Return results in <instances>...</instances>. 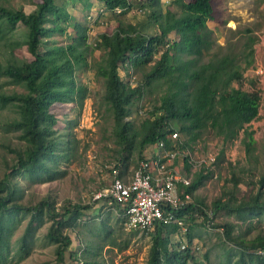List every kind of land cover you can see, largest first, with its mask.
Masks as SVG:
<instances>
[{"label":"trees","instance_id":"1","mask_svg":"<svg viewBox=\"0 0 264 264\" xmlns=\"http://www.w3.org/2000/svg\"><path fill=\"white\" fill-rule=\"evenodd\" d=\"M81 1L80 16L70 14L64 1L59 0H38L35 10L30 12L0 5V45L11 55L16 48L25 46L31 56L22 60L12 56L5 62L0 61V76L25 90L0 91V108L10 105L18 114L5 126L7 130L17 131L18 138L23 141L22 147L9 148L15 162L0 178V264L6 259L15 225L25 214L30 218L19 236L22 251H27L34 220L46 216L50 220L46 236L55 243L56 260L58 264H68L65 254H73L69 231L85 218L84 210L89 207L69 202L57 209L49 197L35 205L25 206L17 201L13 181L20 174L31 179L47 176L51 180L60 170V161L69 158L70 147H64L65 143L57 133L55 126L58 120L50 106L53 103H73L79 107L86 97V87L77 83L75 72L86 65L88 28L83 16L84 10L92 4L91 0ZM98 1L104 13L110 12L116 18L113 32L99 34L94 46L102 49L104 54L97 64L96 74L104 79V99L113 113V133L118 152L137 151L140 160L144 157L143 150L154 147L160 140L169 147L167 137L175 130H178L180 149H192L202 132L210 129L223 142L233 141L242 131V142L249 155L254 139L245 125L258 115L259 95L240 85L243 71L254 61L256 37L252 29L247 28V37L239 53L217 51L202 62V57L212 52V34L220 20L213 0H170L178 11L163 10L161 0ZM134 4L147 8L146 21L131 23L122 20ZM116 7L125 10L116 13ZM52 33L66 34L67 43H52L49 40ZM182 55H186L185 58ZM150 62L149 70L136 84L122 79L119 74L120 69L127 71L130 66L141 68ZM155 81H163L167 90L150 116L136 128L126 118L132 113L134 103ZM174 123L178 124V129ZM180 134L186 138L182 139ZM219 154L223 155V150ZM128 158V153H123L119 159L123 163ZM184 167L186 170L190 167L186 159ZM115 168L124 175L119 165ZM211 175L212 169H199L184 190L192 196ZM227 180L231 186L225 187L210 206L196 200L173 211L176 217L183 219L189 243L195 237L197 225L219 227L225 239L233 244L230 250L235 253L229 251L226 256L229 264H264V235L250 239L240 234L235 236L232 234L234 224L215 223L212 217L220 211L241 219L264 217V169L251 182L252 190L246 196L238 195L240 184L244 182L239 175L232 171ZM111 206L116 207L124 223L120 205L112 203ZM200 218L201 222H196ZM98 228V232L103 233L100 247L114 244L105 219L100 220ZM178 230L181 231L176 223H156L153 230L147 231L151 245L144 264H201L190 245L181 248L180 243H171L170 235ZM83 252L85 250L79 255L73 254L72 264H106L95 259L87 260ZM204 256L207 258V253Z\"/></svg>","mask_w":264,"mask_h":264},{"label":"rangeland","instance_id":"2","mask_svg":"<svg viewBox=\"0 0 264 264\" xmlns=\"http://www.w3.org/2000/svg\"><path fill=\"white\" fill-rule=\"evenodd\" d=\"M37 1L0 0V5L22 8L30 12L35 10ZM59 2L65 4L70 14L81 15V0H59ZM161 2L163 10L168 8L178 11L175 5L170 4V0H161ZM213 2L220 20L212 34L214 40L212 52L204 55L201 61H207L211 54L217 51L225 53L231 50L239 53L247 37V28L252 29V34L256 37L254 61L243 71L240 86L245 90L258 93L259 112L245 125L252 132L254 139L249 155L242 142L244 137L242 131L233 141L223 142L208 129L203 131L193 143L195 144L193 145L195 149L192 151L194 166H191V171L194 173L199 170L198 159L205 153L215 152L217 157L220 156L216 164L209 168L212 169V175L205 179L191 197V202L202 200L207 206H210L225 187L231 186V182L227 179L232 171L244 181L240 184L238 195L246 196L252 190L251 182L256 180L264 169V0H213ZM91 4L88 10H84L83 16L88 28L89 50L85 55L86 65L80 66L75 72L77 83L86 87V97L79 107L74 106L73 103H53L50 106V111L56 113L58 120L55 126L57 133L64 141V147H70L69 158L60 161V170L51 180L47 179V176L31 179L20 174L14 177L17 201L25 206H32L49 197L57 209L66 206L69 202L88 205L89 207L84 210L85 218H82L78 225L69 231L72 238L71 252L79 255L85 250L82 254L87 260L95 259L106 264H144L151 245L150 233L126 228L117 214L116 207L111 206L108 203V197L105 196L106 189L111 184L115 166L119 165L124 176H130L137 166L139 156L137 151L118 152L119 146L115 142L113 133V113L104 99V79L96 74L97 64L102 61L104 54L102 49L94 46V42L102 32L109 34L113 32L116 18L110 12L100 11L103 6L98 0H91ZM146 11L147 8H140L138 4H134L122 20L131 23L146 21ZM49 40L52 43L65 44L68 38L66 34L52 33ZM12 56L19 60L31 58L25 46L16 48L11 55L0 45L1 62L9 60ZM185 56L182 55L183 58ZM151 64L152 62L141 68L130 66L127 71L120 69L119 74L122 79L136 84L142 81L143 73L149 70ZM236 85L239 86V84ZM166 90L167 85L163 81L153 82L145 89L142 98L134 103L132 113L126 119L132 121L138 128L140 122L150 116L153 107L160 103V98ZM0 91L25 92L23 87L2 76H0ZM17 117L14 107L9 105L0 108V178L15 162V156L9 148L23 146V141L18 138V132L7 130L5 126L8 121ZM174 124L178 129V124ZM180 136L182 139L186 138L182 134ZM154 149L146 148L142 154L148 156ZM221 150L223 155L219 154ZM123 153H128L129 158L121 163L119 158ZM189 171L190 167L188 170L183 168V172L189 173ZM98 194L102 196L96 198ZM212 217L215 223L234 224L232 234L235 236L240 234L250 239L256 235H264V217L252 216L241 219L223 211L217 212ZM29 218V214H25L15 225L10 236L9 251L3 264H58L55 243L46 236L50 224L46 216L38 221L34 220L33 234L27 242L26 253L19 247V236ZM101 219H105L108 229L111 230L114 244H105L100 247L103 233L98 232L97 229ZM196 222L200 223L201 218ZM194 229L195 237L190 243L187 234L179 230L170 235L171 243L190 245L197 261L201 264H229L230 261H227L226 256L229 251L231 254L235 252L230 250L233 244L225 239L221 228L199 224ZM205 253L207 258L204 256ZM73 254L66 252V263L72 264Z\"/></svg>","mask_w":264,"mask_h":264},{"label":"built area","instance_id":"3","mask_svg":"<svg viewBox=\"0 0 264 264\" xmlns=\"http://www.w3.org/2000/svg\"><path fill=\"white\" fill-rule=\"evenodd\" d=\"M125 8H115L120 13ZM103 12V9L100 10ZM170 146L163 140L155 144L150 155L140 159L132 174L120 175L114 168L112 180L105 196L108 203L120 205L124 217V225L128 229L151 231L156 223H176L181 232L186 226L183 219L176 217L173 210L179 209L191 201V194L184 190L192 180L191 166H194L192 151L195 148L180 149L178 131L167 137ZM217 153L207 152L198 159L199 169L211 168ZM185 159L190 165L189 173L183 172ZM102 195L98 194L96 198ZM184 244L181 248H184Z\"/></svg>","mask_w":264,"mask_h":264},{"label":"crops","instance_id":"4","mask_svg":"<svg viewBox=\"0 0 264 264\" xmlns=\"http://www.w3.org/2000/svg\"><path fill=\"white\" fill-rule=\"evenodd\" d=\"M152 147H149L148 149H151ZM151 154V153H150Z\"/></svg>","mask_w":264,"mask_h":264}]
</instances>
